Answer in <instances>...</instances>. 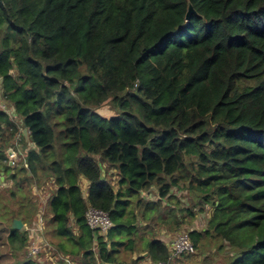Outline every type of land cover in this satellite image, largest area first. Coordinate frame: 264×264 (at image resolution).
Returning a JSON list of instances; mask_svg holds the SVG:
<instances>
[{"label":"trees","instance_id":"obj_1","mask_svg":"<svg viewBox=\"0 0 264 264\" xmlns=\"http://www.w3.org/2000/svg\"><path fill=\"white\" fill-rule=\"evenodd\" d=\"M0 78V171L19 189L22 173L54 187L43 219L65 252L46 226L60 252L50 264H77L68 248L81 264L133 251V199L176 236L194 215L176 204L162 216L174 187L212 209L190 229L197 254L182 256L211 246L221 264H264V0H0ZM16 142L27 150L18 165ZM151 187L157 202L141 197ZM91 207L109 214L107 233L89 227ZM33 215L23 222L38 224ZM175 236L151 233L143 257L173 264ZM31 241L9 230L10 255L46 264L26 259Z\"/></svg>","mask_w":264,"mask_h":264},{"label":"rangeland","instance_id":"obj_2","mask_svg":"<svg viewBox=\"0 0 264 264\" xmlns=\"http://www.w3.org/2000/svg\"><path fill=\"white\" fill-rule=\"evenodd\" d=\"M1 82L2 80L0 78V94L3 97V92L1 91ZM5 106L6 109H8V106ZM106 108L107 107L101 108V113L105 114ZM15 122L20 126V131L22 132L24 129L22 130V121L18 116H15ZM1 138L2 137L0 136V139ZM0 142L2 143V140H0ZM14 150L18 151L19 154L18 158L15 160V163L18 165L22 158L20 153L24 158L26 156L27 150L24 149V147L18 143L16 144V148ZM13 156L16 155L11 154V157ZM13 167H15V165ZM103 174L105 175V178L112 183L114 189L117 190L119 182L118 171L108 165H104ZM31 176L32 175L25 173L20 174V189L15 187L13 182L6 179L5 175L4 181H0V264H20L24 260L21 257L16 258L10 255L11 251L9 249V244L7 243V236L9 235V230H11L10 226L14 218L19 219L21 217L20 220L23 221V218H25L26 216H31L33 214V222L36 221L34 222V224L39 222L40 218H42L40 222H46V240L52 246L59 249L61 253L65 252L62 248L58 246L61 240L58 239L55 235L53 226L50 222L48 223L45 218L43 219V216L46 212L45 202L52 194L54 187H50L46 184V187L44 186L40 188L38 182L30 179L32 178ZM39 179H41L42 182L46 181V175L43 171L39 172ZM82 190L85 195V198H87V186H83ZM141 197L144 198L145 201L157 202L159 200V190L157 187H151L146 190ZM137 200L138 199L132 200V204L129 206V209H131V211L134 213L135 221L137 224L136 226H138V238L136 239L138 244L136 245V248H134L133 251H130L126 247L120 248V253L118 255L116 264H139L140 262L145 261L147 258L141 256L143 254L142 243L144 241L149 240L151 233H153L154 238H157L159 235L162 234V231L168 229L167 226L164 225V223H155L154 220H147L144 215L142 216V212L145 210L146 202L142 201L141 206L137 207ZM176 204H179L181 210H186L187 215H194V217L192 218L187 217L189 224H185L186 227L182 228L180 232H189L191 228H197L199 230L206 228L208 216L212 210L209 206H204L202 204L199 205V202L197 201V199H195L194 195L188 190H186L184 187H174L170 194L158 203V205H161L160 211L164 212L162 213V216H164L163 214H166V210L168 207L175 206ZM26 212H29V215L26 214ZM30 224L33 225V223ZM26 227L27 229H29L31 226L25 224L24 230H26ZM38 234L39 238H41V241L44 242V247L39 258L40 260H42V263L46 262V264H50L47 259H52L53 257L60 256V254H58L60 252L56 251L55 248H53L52 251L48 250L45 246L47 244L45 242V238L43 237L41 232H38ZM212 244L213 243H211V245ZM68 249L69 252L65 254L71 255L77 264H81L83 261V257L76 258L73 254L70 253V248ZM198 253V255L181 256L179 258H175L173 259V264H221L224 260L223 254L215 257L212 256L211 246H207V248L202 249ZM29 258L30 256L27 252L26 259L28 260Z\"/></svg>","mask_w":264,"mask_h":264},{"label":"built area","instance_id":"obj_3","mask_svg":"<svg viewBox=\"0 0 264 264\" xmlns=\"http://www.w3.org/2000/svg\"><path fill=\"white\" fill-rule=\"evenodd\" d=\"M5 105H7V103H5V101L3 100V97L0 94V111H6L9 113V110L6 109ZM11 154H15V153L12 152ZM11 154H10V158L16 157V156L11 157ZM11 163L13 164V162ZM41 219L42 218L39 219L38 224L31 226L29 229H27L26 227V230L31 233V240H32L28 247V255L30 257H39L44 247L43 245L44 242L41 241V238H39V234H38V232L42 233L44 231V223H42V221L40 222ZM86 219H87V223L90 228L95 229V230L98 229L103 234L107 233L113 227V223L109 217V214L104 211L95 209L93 207L88 209L86 213ZM45 246L48 250L50 251L53 250V248H51L48 245V243ZM170 247H171L173 256H182L184 254H194L196 252L193 246V243L191 242L189 232H185V231L180 232L179 234L175 236V238L170 242ZM53 258H57V257H53ZM67 262L69 264H73V262L70 260H67ZM157 264H163V263H157Z\"/></svg>","mask_w":264,"mask_h":264},{"label":"water","instance_id":"obj_4","mask_svg":"<svg viewBox=\"0 0 264 264\" xmlns=\"http://www.w3.org/2000/svg\"><path fill=\"white\" fill-rule=\"evenodd\" d=\"M194 13V10L193 8L190 6L189 7V10L187 12V20L190 19L191 15ZM23 135L25 136L26 139H28V135H29V132L27 129H24L23 131ZM11 165H13L11 163ZM4 172L3 171H0V181H4ZM11 230H17V231H23L24 230V222L20 219H17V218H14L12 220V224L10 226Z\"/></svg>","mask_w":264,"mask_h":264},{"label":"crops","instance_id":"obj_5","mask_svg":"<svg viewBox=\"0 0 264 264\" xmlns=\"http://www.w3.org/2000/svg\"><path fill=\"white\" fill-rule=\"evenodd\" d=\"M82 186H87V183L83 180L82 182ZM88 189V188H87ZM25 224V223H24ZM47 225H46V223H44V229H45V227H46ZM158 235V234H157ZM156 235V236H157ZM175 235H167L166 234V232H162V234L161 235H159L158 236V238L159 239H161V240H164V241H166V240H169L170 239V237H174ZM48 243V242H47ZM141 256H144L143 254L141 255ZM147 256L145 255V257L144 258H146ZM178 256H173V259H175V258H177ZM73 264H75L74 262H73ZM139 264H156V263H153L151 260H149V259H146L145 261H142V262H140Z\"/></svg>","mask_w":264,"mask_h":264},{"label":"clouds","instance_id":"obj_6","mask_svg":"<svg viewBox=\"0 0 264 264\" xmlns=\"http://www.w3.org/2000/svg\"><path fill=\"white\" fill-rule=\"evenodd\" d=\"M24 229H25V224H24ZM190 232V231H189ZM157 264V263H156Z\"/></svg>","mask_w":264,"mask_h":264}]
</instances>
